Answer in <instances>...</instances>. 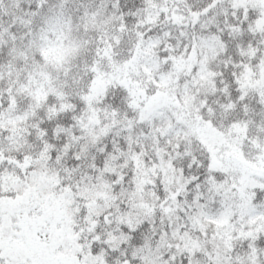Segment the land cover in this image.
<instances>
[{"label":"snow or ice","instance_id":"snow-or-ice-1","mask_svg":"<svg viewBox=\"0 0 264 264\" xmlns=\"http://www.w3.org/2000/svg\"><path fill=\"white\" fill-rule=\"evenodd\" d=\"M0 264H264V0H0Z\"/></svg>","mask_w":264,"mask_h":264}]
</instances>
